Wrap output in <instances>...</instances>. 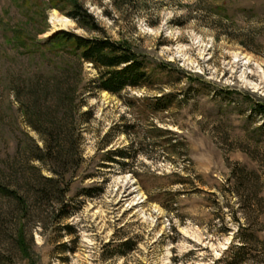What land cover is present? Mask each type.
Listing matches in <instances>:
<instances>
[{
	"label": "rangeland",
	"instance_id": "rangeland-1",
	"mask_svg": "<svg viewBox=\"0 0 264 264\" xmlns=\"http://www.w3.org/2000/svg\"><path fill=\"white\" fill-rule=\"evenodd\" d=\"M61 31L128 43L148 79L83 95L69 214L34 216L23 257L0 210V264H264V0H0V159L38 139L12 86Z\"/></svg>",
	"mask_w": 264,
	"mask_h": 264
},
{
	"label": "trees",
	"instance_id": "trees-1",
	"mask_svg": "<svg viewBox=\"0 0 264 264\" xmlns=\"http://www.w3.org/2000/svg\"><path fill=\"white\" fill-rule=\"evenodd\" d=\"M68 16L86 31L99 29L81 6L75 5ZM26 54L42 55L54 64L48 70L33 69L12 86L25 125L38 139L25 133L14 152L0 159V210L13 222V244L23 257L30 249L26 225L34 216L69 214L67 192L83 160L80 119L88 114L81 111L83 95H117L148 79L140 54L128 43L104 35L61 31ZM85 65L95 76L83 84ZM254 109L264 115V106ZM115 153L123 157L122 151ZM83 192L90 196L88 189ZM242 240L239 251L245 247Z\"/></svg>",
	"mask_w": 264,
	"mask_h": 264
},
{
	"label": "bare ground",
	"instance_id": "bare-ground-1",
	"mask_svg": "<svg viewBox=\"0 0 264 264\" xmlns=\"http://www.w3.org/2000/svg\"><path fill=\"white\" fill-rule=\"evenodd\" d=\"M67 20L63 17H56L55 22L59 24H64Z\"/></svg>",
	"mask_w": 264,
	"mask_h": 264
}]
</instances>
